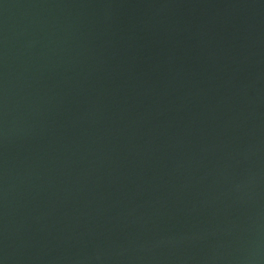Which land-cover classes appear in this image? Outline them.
<instances>
[{
  "label": "water",
  "instance_id": "95a60500",
  "mask_svg": "<svg viewBox=\"0 0 264 264\" xmlns=\"http://www.w3.org/2000/svg\"><path fill=\"white\" fill-rule=\"evenodd\" d=\"M0 264H264V0H0Z\"/></svg>",
  "mask_w": 264,
  "mask_h": 264
}]
</instances>
